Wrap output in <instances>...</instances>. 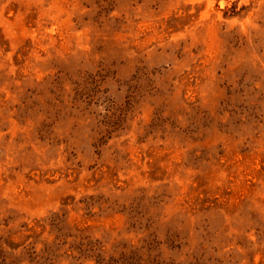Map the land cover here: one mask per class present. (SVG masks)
<instances>
[{"label": "rangeland", "instance_id": "1", "mask_svg": "<svg viewBox=\"0 0 264 264\" xmlns=\"http://www.w3.org/2000/svg\"><path fill=\"white\" fill-rule=\"evenodd\" d=\"M0 264H264V0H0Z\"/></svg>", "mask_w": 264, "mask_h": 264}]
</instances>
